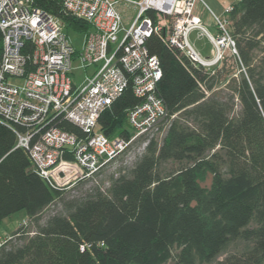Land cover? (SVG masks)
I'll use <instances>...</instances> for the list:
<instances>
[{
    "label": "trees",
    "instance_id": "trees-1",
    "mask_svg": "<svg viewBox=\"0 0 264 264\" xmlns=\"http://www.w3.org/2000/svg\"><path fill=\"white\" fill-rule=\"evenodd\" d=\"M34 2L66 32L90 28L57 0ZM228 18L246 68L231 77L228 98L215 90L221 66L207 71L152 33L145 44L162 70L165 136L146 139L128 173L104 192L63 200L65 214L49 216L33 234L21 225L15 242L0 240V264H264V67L256 70L250 55L264 41V0H239ZM139 102L129 84L101 112V131L129 138L127 112ZM58 125L81 134L66 120ZM63 192L35 172L0 122V223L18 210L37 220Z\"/></svg>",
    "mask_w": 264,
    "mask_h": 264
},
{
    "label": "built area",
    "instance_id": "built-area-1",
    "mask_svg": "<svg viewBox=\"0 0 264 264\" xmlns=\"http://www.w3.org/2000/svg\"><path fill=\"white\" fill-rule=\"evenodd\" d=\"M57 1L90 25L79 47L62 20L34 0H0V122L14 131L16 147L26 152L35 172L52 188L65 190L95 177L139 137L170 125L157 93L161 66L145 44L152 33L207 71L221 63L227 49L236 50L228 18L233 5L218 15L205 0ZM203 11L213 31L203 22ZM193 30L209 40V56L189 40ZM75 69L83 70L78 83L70 76ZM129 84L140 98L127 112L134 132L109 138L99 116ZM62 120L81 134L63 129ZM89 247L81 244L80 250Z\"/></svg>",
    "mask_w": 264,
    "mask_h": 264
},
{
    "label": "rangeland",
    "instance_id": "rangeland-1",
    "mask_svg": "<svg viewBox=\"0 0 264 264\" xmlns=\"http://www.w3.org/2000/svg\"><path fill=\"white\" fill-rule=\"evenodd\" d=\"M210 28V27H209ZM211 29V28H210ZM83 30V29H82ZM87 30L80 31L79 29H67V34L72 42V44L76 47H79L81 44L82 36ZM234 39V38H233ZM189 40L194 45V47L203 55L209 56L211 53V44L206 36H198V32L193 30L189 35ZM235 41V39H234ZM235 50L234 53L231 49H227L225 55L220 64L216 66L222 67L221 76L217 79L215 86L217 88L215 90L220 91L223 100H226L231 93L229 85L232 83L231 77H234L239 73V71H245V66L240 63L238 57V50L235 42ZM250 55L252 58V64L258 70L261 65L264 67V41L261 42L257 47H255L252 51H250ZM237 60V63L235 62ZM76 61H74V64ZM86 70V72H88ZM83 70H73L72 74H70L72 80L76 83L80 82L82 79ZM225 78L227 80L225 81ZM17 83H21V80H18ZM235 103L237 100L235 99ZM238 106L235 105V110H238ZM167 131V126L161 128L160 130H153L149 132L147 135L143 136V138H139L137 141L133 142L130 149L125 152L123 155L119 156L115 161L108 163L104 166L99 174H97L93 178H89L82 182H78L75 185L68 187L64 190L62 199H56L53 203L48 205L35 219H29L24 210H18L8 217H6L0 223V240H12L16 241L17 236L12 235L21 225L24 226L25 230H28L29 234H33V232L37 229V225H42L48 219L49 216L53 214H65L63 207V200H68L71 198H81L88 194L94 193L96 190H100L104 192L112 178L117 177L119 174H127L129 169L134 165L136 160L142 155L145 149V145L147 143L146 139H154L157 142H161L162 138L165 136ZM230 250L233 248L230 247ZM224 255L220 256L219 259H222Z\"/></svg>",
    "mask_w": 264,
    "mask_h": 264
},
{
    "label": "crops",
    "instance_id": "crops-1",
    "mask_svg": "<svg viewBox=\"0 0 264 264\" xmlns=\"http://www.w3.org/2000/svg\"><path fill=\"white\" fill-rule=\"evenodd\" d=\"M208 6L218 15H223L225 13V8L229 5H233L237 0H205ZM202 20L208 27L213 31L212 22L209 14L206 11H203Z\"/></svg>",
    "mask_w": 264,
    "mask_h": 264
}]
</instances>
